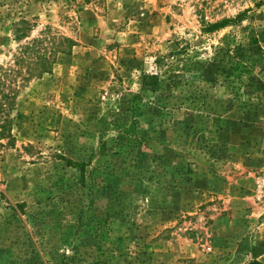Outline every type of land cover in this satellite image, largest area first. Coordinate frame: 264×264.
Returning <instances> with one entry per match:
<instances>
[{"label": "rangeland", "instance_id": "rangeland-1", "mask_svg": "<svg viewBox=\"0 0 264 264\" xmlns=\"http://www.w3.org/2000/svg\"><path fill=\"white\" fill-rule=\"evenodd\" d=\"M0 100V264H264V0H0Z\"/></svg>", "mask_w": 264, "mask_h": 264}, {"label": "trees", "instance_id": "trees-1", "mask_svg": "<svg viewBox=\"0 0 264 264\" xmlns=\"http://www.w3.org/2000/svg\"><path fill=\"white\" fill-rule=\"evenodd\" d=\"M51 40L52 42L50 48L46 46V39L38 38L34 40L33 47L26 46L22 49L21 56L17 58V62L20 63L25 62L26 59L24 56L26 55V53H28L29 51H34L37 58L36 62L34 63L35 70L37 74L45 73L46 71L49 70V68L52 66V63L54 62V60H51V53L55 54L57 50L65 51L68 49L67 47H69L74 43L73 40H69V39H65V40L63 39L62 43H57L56 41H54L53 38H51ZM47 52L50 53V56H46ZM1 100H0V107L2 108ZM250 264H259V262L254 261L253 263Z\"/></svg>", "mask_w": 264, "mask_h": 264}]
</instances>
